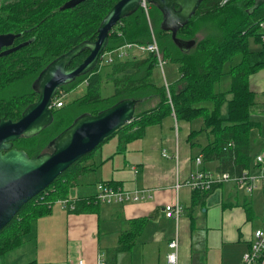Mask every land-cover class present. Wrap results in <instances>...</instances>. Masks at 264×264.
Here are the masks:
<instances>
[{"label":"trees","instance_id":"obj_1","mask_svg":"<svg viewBox=\"0 0 264 264\" xmlns=\"http://www.w3.org/2000/svg\"><path fill=\"white\" fill-rule=\"evenodd\" d=\"M66 1L10 0L0 3V34H15L16 45L28 41L18 49L0 55V118L7 116L6 103L15 105L17 114L33 103L38 95L30 85L40 71L75 45L94 41L100 22L118 0H84L72 8L60 9ZM263 19L264 0H232L225 5H220L218 0H202L194 15L176 32V38L192 41L189 47L184 48L174 43L171 32L161 29L162 14L155 5L148 4L147 14L139 6L112 27L105 51L127 43L147 44L153 36L162 58L178 65L180 76L168 84V92L165 85L153 81L152 71L157 58L147 53L143 58L132 56L114 60L110 73L106 75L113 82L114 92L101 97L102 75L98 63L91 71L62 85L55 96H59V91L66 93L83 82L85 92L68 103L63 102L60 107L52 106L51 122L39 133L23 136L17 146L29 156L50 151V142L80 114H96L119 100L135 98L138 103L152 105L140 110L136 106L133 119L95 148L116 134L125 139L140 137L146 126L174 113L178 120L202 118L204 128L216 135V140L203 147L202 151L214 158L225 155L221 171L239 173L247 169L249 130L255 124L250 118L254 94L249 88L248 76L264 64V46L260 50H250L248 38L261 42L258 24ZM88 53L87 48L82 50L67 68L81 63ZM236 55L240 59L225 68V64ZM224 74L231 76L229 88L215 91L214 84ZM194 133L192 131L190 136ZM229 141H233V145L224 154L223 147ZM93 150L73 162L22 205L0 230V255L21 244L22 237L30 232L32 219L47 214L50 203L68 196L73 181L87 170L82 166V160ZM105 182L114 185L111 181ZM193 193L195 196L198 192ZM97 203L94 196L76 199L73 211L91 209ZM243 206L247 218H251L249 203L244 202ZM145 221L144 217L129 221V228L118 235L116 246L107 249L106 264H116L117 253L131 248Z\"/></svg>","mask_w":264,"mask_h":264},{"label":"crops","instance_id":"obj_2","mask_svg":"<svg viewBox=\"0 0 264 264\" xmlns=\"http://www.w3.org/2000/svg\"><path fill=\"white\" fill-rule=\"evenodd\" d=\"M258 43L261 47L256 50L263 49L262 42ZM108 51H112L113 60L99 66L121 59L116 49ZM155 67H159L158 63ZM176 71L179 77L177 64ZM178 77L164 83L172 84ZM248 84L254 94L250 118L255 122L253 127L260 129L264 124V64L248 76ZM145 103L141 109L152 105ZM192 131L195 133L190 136ZM215 140L216 135L204 128L202 118L178 120L173 113L146 126L140 137L112 136L81 162L87 170L73 181L68 195L87 199L94 196L97 182L111 181L122 189H149L150 197L123 203H97L90 207L92 210L77 212L64 210L53 201L47 214L32 219L30 232L22 237L21 244L0 255V264L30 261L75 264L78 257L86 264H98L102 255L106 258L107 249L116 246L118 235L129 228V221L139 217L146 218L142 230L130 249L117 253L116 264H167L170 251L167 243L176 232L178 264H239L254 230L260 227L247 218L243 206L247 202L252 207L257 193L246 192L231 182L206 192L197 191L195 196L187 187L178 191L173 187L176 180L185 179L195 170H222L225 155L214 158L202 151ZM228 150L223 149L224 154ZM163 151L169 156H164ZM263 151L264 144L260 151L252 153L248 143L249 169L254 170V159L258 154L264 155ZM174 153L178 155L176 159ZM196 156L201 157L199 164L195 162ZM175 200L183 208L178 222L166 217L163 211L165 204Z\"/></svg>","mask_w":264,"mask_h":264},{"label":"water","instance_id":"obj_3","mask_svg":"<svg viewBox=\"0 0 264 264\" xmlns=\"http://www.w3.org/2000/svg\"><path fill=\"white\" fill-rule=\"evenodd\" d=\"M84 0H67L60 9L72 8ZM162 14L161 29L171 32L174 43L187 48L192 41L176 38L177 30L194 15L202 0H146ZM141 0H118L103 17L96 39L84 41L56 57L34 79L38 93L16 122L0 119V230L18 213L24 203L46 188L77 159L93 150L101 141L129 123L138 100L125 98L96 114L82 113L51 142L52 149L29 156L23 149L12 147L11 141L21 135L39 133L52 120L51 107L57 90L78 76L91 71L105 51L108 34L122 18L133 13ZM15 34H0V48L13 43ZM28 44H18L0 52L8 53ZM87 48L88 55L77 65L67 68L71 60Z\"/></svg>","mask_w":264,"mask_h":264},{"label":"built area","instance_id":"obj_4","mask_svg":"<svg viewBox=\"0 0 264 264\" xmlns=\"http://www.w3.org/2000/svg\"><path fill=\"white\" fill-rule=\"evenodd\" d=\"M232 0H218L220 5H225ZM140 6L144 9L147 14L148 3L146 0H141ZM260 30L261 42L264 46V19L261 20L258 24ZM136 48L140 51H146L147 53L154 54L157 58V63L162 69L163 63L165 60L162 58L158 44L155 38L152 36V40L147 44H137V43H127L116 49L117 55L119 58H124L128 55V49ZM112 51H103L99 60V64L110 63L113 58L111 56ZM167 92L168 85L164 83ZM169 97V94H168ZM64 93L59 91V96H55L53 99V105L60 107L64 102ZM169 102H171L169 98ZM174 114V113H173ZM233 145V141H229L223 149L229 148ZM163 155L168 157V153L163 151ZM177 158V153L172 155ZM196 163H200L201 157L196 156ZM134 172H136V167H133ZM254 172L251 169H243L239 173H230L227 171H210V170H195L190 172L188 176L183 180H176L174 183L175 191H178L181 187H187L192 191L206 192L211 190L213 187L221 185L223 183L231 182L238 187L242 188L246 192L253 191L256 187L264 188V155L258 154L255 157V166ZM147 197H150L149 189L144 188H135V189H122L119 186H114L105 181H99L95 185L94 198L98 203H123L126 201H140ZM56 205H59L62 209L73 212L76 208V198L67 196L64 198H58L53 202ZM163 211L166 217L174 219L178 222L183 208L178 200H175L174 203L165 204L163 206ZM170 251L167 254L166 261L167 264H178V246L179 238L177 232L167 243ZM264 263V227L257 228L252 234L248 249L242 255V258L239 264H262ZM75 264H86L85 260L82 257H78L75 261ZM98 264H106L104 256L98 260Z\"/></svg>","mask_w":264,"mask_h":264},{"label":"rangeland","instance_id":"obj_5","mask_svg":"<svg viewBox=\"0 0 264 264\" xmlns=\"http://www.w3.org/2000/svg\"><path fill=\"white\" fill-rule=\"evenodd\" d=\"M3 1H10V0H0V3H2ZM261 47V45L256 42L253 37H249L248 38V48L250 50H256L259 49ZM130 52L128 53V55L126 57H132L133 55L137 58H143L147 55L146 51H140L137 49H129L127 48ZM124 57V58H126ZM121 58V59H124ZM240 59L239 55L234 56L230 61H228L225 64V68H228L230 64H234L236 63L238 60ZM111 64H106L105 66H100V73L102 75V80L100 83V87H99V93L101 95V97H107L110 96L113 92H114V87H113V82L111 81V79L109 77H107L106 75L108 73H110V66ZM178 77V73L176 71V64L173 62H169L166 61L165 63H163L162 69L159 67H155L153 70V74H152V78H154L153 81H159V82H163L166 81L167 83H171V80L173 78H177ZM231 76L229 74H224L223 76H221V79L216 82L214 84V90L215 91H223L225 88H229L230 86V78ZM85 92V84L81 83L79 85H77L76 87H73L72 89H70L69 91H67L66 93H64V104L68 103L70 101H72L73 99L81 96L83 93ZM146 104V103H144ZM143 103H139L137 105V109L140 110L142 107ZM226 108V105L222 106L221 110L224 111V109ZM264 141V124L262 125V127L259 129V127H252L249 130V143H250V149L252 153H255L257 151H260L263 147V144H261V142ZM100 146H98L97 148H95L93 150V152L85 159H88L89 157H91L93 155V153L95 151L98 150ZM264 152V151H263ZM82 160V161H83ZM255 160V159H254ZM255 170H252V172H254ZM263 188L261 187H256L253 189V193H257L256 198L254 199V203L252 205V220L255 222V224L259 225L261 227H264V191H262ZM70 196V195H68ZM117 244V243H116Z\"/></svg>","mask_w":264,"mask_h":264},{"label":"flooded vegetation","instance_id":"obj_6","mask_svg":"<svg viewBox=\"0 0 264 264\" xmlns=\"http://www.w3.org/2000/svg\"><path fill=\"white\" fill-rule=\"evenodd\" d=\"M14 46H16V43H14V41H13V43L12 44H10L9 46H4V47H2V48H0V52H2V51H5V50H7V49H9V48H12V47H14ZM33 83V82H32ZM32 83H31V85H30V88L33 90V91H35L34 89H33V86H32ZM27 89V88H26ZM25 89V90H26ZM36 92V91H35ZM37 93V92H36ZM7 94L9 95V93L7 92ZM37 95H38V93H37ZM38 98V97H37ZM37 100V99H36ZM35 100V101H36ZM34 101V102H35ZM7 105H4V107L7 109L6 110V117H1L0 119H4V120H11V121H13V122H16L17 120H19V118L21 117V115H22V113H23V111L25 110V108H23V111L20 113V114H17V108L15 107V105H13V104H8V103H6ZM28 106V105H27ZM54 109H56V107L54 108ZM23 136H26V135H21L20 137H18V138H16V139H14V140H12L11 141V143H12V147H15V148H18V149H21V148H19L17 145V142L19 141V139H21ZM24 150V149H23Z\"/></svg>","mask_w":264,"mask_h":264}]
</instances>
